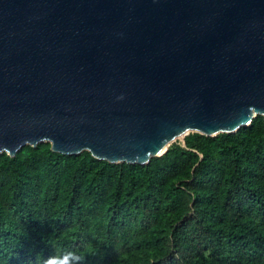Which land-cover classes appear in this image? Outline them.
Listing matches in <instances>:
<instances>
[{"label": "water", "instance_id": "water-1", "mask_svg": "<svg viewBox=\"0 0 264 264\" xmlns=\"http://www.w3.org/2000/svg\"><path fill=\"white\" fill-rule=\"evenodd\" d=\"M257 115L264 0H0V149L10 157L48 142L146 164L188 128L233 133Z\"/></svg>", "mask_w": 264, "mask_h": 264}, {"label": "trees", "instance_id": "trees-1", "mask_svg": "<svg viewBox=\"0 0 264 264\" xmlns=\"http://www.w3.org/2000/svg\"><path fill=\"white\" fill-rule=\"evenodd\" d=\"M264 264V116L146 164L25 146L0 162V264Z\"/></svg>", "mask_w": 264, "mask_h": 264}, {"label": "clouds", "instance_id": "clouds-1", "mask_svg": "<svg viewBox=\"0 0 264 264\" xmlns=\"http://www.w3.org/2000/svg\"><path fill=\"white\" fill-rule=\"evenodd\" d=\"M93 253L66 252L61 256L50 257L44 261V264H83L85 257Z\"/></svg>", "mask_w": 264, "mask_h": 264}, {"label": "bare ground", "instance_id": "bare-ground-1", "mask_svg": "<svg viewBox=\"0 0 264 264\" xmlns=\"http://www.w3.org/2000/svg\"><path fill=\"white\" fill-rule=\"evenodd\" d=\"M190 132H195V129H191V128L186 129V130H185V131H184L179 137H175V138L171 139L169 142H167V143L165 144L163 150H164L165 148H167L168 145H169L171 142H173V141H175V140H182L183 137H184L186 134L190 133ZM45 140L50 141V140H48V139H45ZM42 141H43V140H42ZM83 149H85V148H83ZM163 150H162V151H163ZM0 152H5V153L8 155V151H6L5 149H0Z\"/></svg>", "mask_w": 264, "mask_h": 264}, {"label": "rangeland", "instance_id": "rangeland-1", "mask_svg": "<svg viewBox=\"0 0 264 264\" xmlns=\"http://www.w3.org/2000/svg\"><path fill=\"white\" fill-rule=\"evenodd\" d=\"M257 116H262V115H257ZM192 133H196V132H190V133H188V134H186V135H189V134H192ZM171 143H175V144H179V145H182L183 144V139L182 140H175V141H173V142H171ZM170 143V144H171ZM39 144H48V146H49V143L48 142H40V143H37L36 145H39ZM169 144V145H170ZM168 145V146H169ZM25 146H30V145H23L19 150H17L15 153H17V152H19V151H21L22 150V148L23 147H25ZM14 153V154H15ZM4 155H7L5 152H0V162L4 159ZM7 156H9V155H7Z\"/></svg>", "mask_w": 264, "mask_h": 264}]
</instances>
